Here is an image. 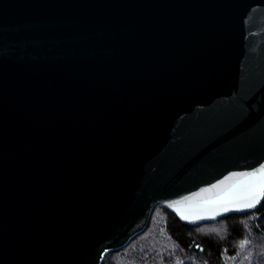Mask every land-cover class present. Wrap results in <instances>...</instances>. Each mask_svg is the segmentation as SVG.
I'll return each instance as SVG.
<instances>
[{"label": "water", "instance_id": "obj_1", "mask_svg": "<svg viewBox=\"0 0 264 264\" xmlns=\"http://www.w3.org/2000/svg\"><path fill=\"white\" fill-rule=\"evenodd\" d=\"M260 168L264 0H0V264H102L157 205L254 212L175 206Z\"/></svg>", "mask_w": 264, "mask_h": 264}, {"label": "trees", "instance_id": "obj_2", "mask_svg": "<svg viewBox=\"0 0 264 264\" xmlns=\"http://www.w3.org/2000/svg\"><path fill=\"white\" fill-rule=\"evenodd\" d=\"M102 264H264V202L199 226L157 205L146 229Z\"/></svg>", "mask_w": 264, "mask_h": 264}, {"label": "snow or ice", "instance_id": "obj_3", "mask_svg": "<svg viewBox=\"0 0 264 264\" xmlns=\"http://www.w3.org/2000/svg\"><path fill=\"white\" fill-rule=\"evenodd\" d=\"M229 184L225 195L212 200H205L196 205L189 204L187 207H181L183 201H178L176 211L184 219H189L190 215L195 219H204L206 216L214 218L220 214V209L229 211L232 208H251L264 197V168L255 172L234 174L227 178V181H221V185ZM219 188L220 185L214 186ZM212 189H205L204 192H210ZM203 193H197L193 197H187L186 200H198ZM187 213V214H186Z\"/></svg>", "mask_w": 264, "mask_h": 264}]
</instances>
